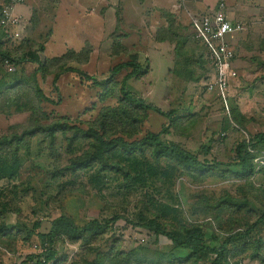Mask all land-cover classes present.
<instances>
[{"label":"rangeland","instance_id":"rangeland-1","mask_svg":"<svg viewBox=\"0 0 264 264\" xmlns=\"http://www.w3.org/2000/svg\"><path fill=\"white\" fill-rule=\"evenodd\" d=\"M89 1L88 6L94 2L96 7L106 5ZM252 1L243 0L245 5ZM243 2L238 3L237 11L244 12ZM76 6L70 2L71 8ZM71 12L68 20L60 18L62 29H58L73 26L67 35L53 37L49 23L41 34L31 29L25 40H15L0 30V54L14 61L6 65L0 55V137H20L23 131L55 121L70 127L53 138L40 134L26 139L18 151L0 147V264H33L23 262L46 247L33 233V225L38 222L36 232L46 234L50 222L60 215L80 225L92 220L104 223L116 216L121 219L94 239L60 237L53 246L57 264H125L124 255L132 263L169 264L161 257L170 254L171 242L155 236L145 225L167 233L198 228L215 244L246 232L264 214V146L247 148L252 163L247 176L241 175L240 167L197 173L175 159L156 158L151 150L142 155L111 152L103 162L95 157L96 143L85 132L100 109L117 106L116 100L102 101L99 89L75 73L59 77L58 93L52 80L63 65L103 81L115 65L136 55L143 74L128 82V91L164 113L174 112L161 140L178 145L200 162L230 164L240 143L264 134V42H257L264 36V23L254 27L248 37L233 38L245 63L236 71L238 79L231 83L224 101L203 86L208 66L197 47L187 43V28L178 40L187 39L185 48L172 45L169 58L159 57L152 30L158 17L165 20L168 13L149 16L145 26V13L136 19L135 12H126L123 18L118 11L116 21L113 15L111 22L95 18L93 29L84 25L91 18ZM29 52L41 63L43 59L60 60L43 63L47 74L35 73L34 78L37 66L27 57ZM125 74L122 71L114 80L120 82ZM34 80L55 105L36 95ZM168 124L167 119L149 112L140 133L126 141L158 133ZM104 164L113 169L103 170ZM228 251L229 264H264V224L252 229L245 244L240 242ZM188 254L175 252L177 257ZM211 258L196 257L189 264H210Z\"/></svg>","mask_w":264,"mask_h":264},{"label":"trees","instance_id":"trees-1","mask_svg":"<svg viewBox=\"0 0 264 264\" xmlns=\"http://www.w3.org/2000/svg\"><path fill=\"white\" fill-rule=\"evenodd\" d=\"M165 14V12H164ZM166 27H161L156 33L157 42H168L175 46V49L184 47L187 39L183 37V42H178L182 37L181 33L185 27L180 26L175 18L171 15H165ZM165 18V17H164ZM1 31H3L0 28ZM185 40V41H184ZM191 41V42H190ZM187 43H191L194 48L197 47L201 58H203L201 47L195 42L193 35H189ZM120 51L124 49L122 46ZM118 50V51H119ZM42 50H40L41 52ZM119 51V52H120ZM2 56V54H0ZM4 61H11L8 55L2 56ZM27 57L31 59V63L37 66L35 73H41L42 76L47 74L43 63L58 62L60 58L43 59V63L39 61L38 56L34 52H29ZM65 59V58H63ZM21 63V62H18ZM59 68L58 73L54 74L52 80V86L56 93L58 88L56 86L59 77L64 73H75L85 81L92 82V85L97 87L101 94V100L115 99L117 106L113 108L103 107L98 112L96 119L89 123L88 130L85 135L96 143L95 157H99L105 161V154L111 152H117L122 155L140 154L142 155L146 150H151L156 158L167 157L177 160V162L185 165L187 168L197 173H215L219 169H229L231 167H240L241 175L247 176L252 172L251 157L247 152L248 147L258 148L264 146V134L256 135L251 139L250 143L242 142L236 147V159L230 164H224L222 162H214L208 164L207 162H200L198 159L181 149L178 145L170 142H164L161 140V135L167 132L169 125L173 122L174 112L164 113L154 106L146 104L140 99H135L128 91V82L132 79L138 78L143 74V69L137 60L136 55L130 56L126 62L115 65L111 71L108 79L103 81H97L95 78L88 76L87 74L78 70L64 68L63 65ZM122 71H126L125 76L120 82L115 81V77ZM34 86L36 95L42 100L50 104H54L51 100L46 98L36 80H34ZM155 113L168 120L167 127H163L160 132H149L139 140H133L131 142L126 141L134 138L140 133V127L146 119L147 113ZM70 127L67 123H61L59 121L52 122L50 125H39L37 129L26 130L22 132L20 137H12L9 139L7 136L0 137L1 148L18 147L26 139L33 138L40 134H46L48 137L53 138L59 133H63ZM88 163H84L86 165ZM103 170L113 169V166H106L104 164ZM108 167V168H107ZM117 171V170H116ZM240 174V173H239ZM120 217H114L110 221L104 223L98 220L86 221L84 223L77 224L74 219L66 215H60L50 222L49 230L46 234H39L36 231L40 229V224L37 222L33 225V233L46 245L45 248L39 251V254L27 256L23 263L33 264H57L56 252L53 248L55 242L60 237H66L71 241H81L84 238L90 237L91 239L105 235L111 224L120 220ZM264 224V214L261 215L248 230L242 234H236L234 236L227 237L220 244H215L213 240L206 238V234L202 230L195 229H182L181 232L167 233L161 230L159 227H151L145 225L143 227L151 230L155 236H163L169 240L173 246L172 251L168 256H162L161 258L167 259L169 264H189L196 260V257L212 256L210 264H229L228 262V249L235 247L241 243L245 244L248 235L252 229L259 225ZM136 225V224H134ZM210 237V236H209ZM211 243V245L209 244ZM189 252L186 256H176L175 252L181 253ZM125 256V264H138L132 263L130 256ZM116 256L112 259L114 260ZM114 263V261H113ZM115 264V263H114Z\"/></svg>","mask_w":264,"mask_h":264},{"label":"crops","instance_id":"crops-1","mask_svg":"<svg viewBox=\"0 0 264 264\" xmlns=\"http://www.w3.org/2000/svg\"><path fill=\"white\" fill-rule=\"evenodd\" d=\"M76 3L77 6L75 8L70 7V2ZM100 3L98 4H106L105 6L96 7V3H93V6H88L86 3L90 2L89 0H22V3L15 8V14L18 15L20 18L24 20L26 24V32L25 38H29L30 30L34 29L41 34L44 30L46 25L49 23L52 27L51 33L53 32L55 35H67L69 28L73 26H69L66 28L67 30H58L59 28L62 29L60 24L62 19H69L72 16L71 10H75L76 13L82 14V19L84 15L86 17L91 18L88 20V23L84 22V25H90L94 29L93 20L97 18L98 20H102V18H110L113 15L114 20L116 21V17L121 12L122 17L124 18L125 13L129 15L130 6L134 5L136 8H133L134 17L138 19L142 18V14L145 13V26L149 23V16H156L158 14L161 16V13H168L169 15L173 16L176 22L182 26L187 28L189 35L192 33L191 27V20L194 16L198 14H203L212 11L213 9L217 8L220 2L224 3L226 12V17L231 22L240 23L243 27V31L240 34H237L231 38H229V44L232 48L235 58L233 62V68L238 72L242 68V63L244 64L245 61L240 59V49L238 46H234L232 43L233 38L239 39L243 35L247 34V37L254 31V27H259L261 24L264 23V0H254L253 3L245 5L243 0H99ZM242 1V8H244V12H239L236 10L238 3ZM121 4V5H120ZM229 6V7H228ZM136 10V11H135ZM149 13V14H148ZM151 14V15H150ZM107 16V17H106ZM131 16V15H130ZM262 19V21H261ZM35 20V21H34ZM261 21V22H260ZM109 22V25L111 23ZM136 22V21H135ZM261 23V24H260ZM143 24V25H144ZM156 28L153 34H156L157 31L161 27H166V22L163 18L158 17V21H156ZM83 25V27H84ZM134 25V24H133ZM78 26V25H76ZM99 27V23L97 24ZM136 26V25H134ZM144 26V27H145ZM159 26V27H158ZM115 29V24L112 26ZM158 27V29H157ZM55 28L57 31H55ZM75 29V28H74ZM97 31V30H96ZM186 31V32H187ZM264 32V30H262ZM72 32V31H71ZM185 33V29L182 31ZM249 34V35H248ZM261 39V38H260ZM264 36H262L261 40H257V42H264ZM25 40V39H24ZM125 40V39H124ZM127 40V39H126ZM244 42V40H242ZM249 44V42H248ZM248 44H244L245 47H248ZM123 45V44H121ZM155 45L157 46V51L159 53V57L169 58L167 53L173 49L172 43L168 42H157L155 41ZM167 56V57H166ZM239 56V57H237ZM251 59V63H252Z\"/></svg>","mask_w":264,"mask_h":264},{"label":"built area","instance_id":"built-area-1","mask_svg":"<svg viewBox=\"0 0 264 264\" xmlns=\"http://www.w3.org/2000/svg\"><path fill=\"white\" fill-rule=\"evenodd\" d=\"M21 3L22 0H0V28L15 40L25 39L26 24L15 14V8ZM191 27L193 38L201 47L203 59L208 66L209 73L203 86L207 92H215L225 101L231 83L238 79L233 68L235 55L229 38L240 34L243 27L240 23L228 20L223 2L210 12L194 16ZM5 64L9 65V62L5 61Z\"/></svg>","mask_w":264,"mask_h":264}]
</instances>
